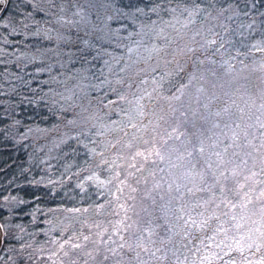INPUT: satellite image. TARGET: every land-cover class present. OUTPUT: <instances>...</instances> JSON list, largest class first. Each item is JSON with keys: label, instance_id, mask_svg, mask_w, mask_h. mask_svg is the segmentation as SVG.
<instances>
[{"label": "trees", "instance_id": "obj_1", "mask_svg": "<svg viewBox=\"0 0 264 264\" xmlns=\"http://www.w3.org/2000/svg\"><path fill=\"white\" fill-rule=\"evenodd\" d=\"M156 2L68 130L39 264H264V18Z\"/></svg>", "mask_w": 264, "mask_h": 264}, {"label": "snow or ice", "instance_id": "obj_2", "mask_svg": "<svg viewBox=\"0 0 264 264\" xmlns=\"http://www.w3.org/2000/svg\"><path fill=\"white\" fill-rule=\"evenodd\" d=\"M197 3L189 17L216 6ZM239 4L264 18V0H226L221 14L232 20ZM159 15L156 0H0V264H39L34 229L50 223L45 206L70 166L68 130L110 82L117 42Z\"/></svg>", "mask_w": 264, "mask_h": 264}, {"label": "rangeland", "instance_id": "obj_3", "mask_svg": "<svg viewBox=\"0 0 264 264\" xmlns=\"http://www.w3.org/2000/svg\"><path fill=\"white\" fill-rule=\"evenodd\" d=\"M64 246H62L61 248H60V250L63 248ZM75 247V246H74ZM59 250H57V252H58ZM63 253H65V251H63Z\"/></svg>", "mask_w": 264, "mask_h": 264}]
</instances>
